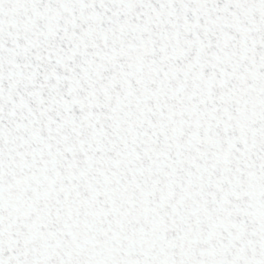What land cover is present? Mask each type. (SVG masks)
<instances>
[{"label": "snow or ice", "instance_id": "obj_1", "mask_svg": "<svg viewBox=\"0 0 264 264\" xmlns=\"http://www.w3.org/2000/svg\"><path fill=\"white\" fill-rule=\"evenodd\" d=\"M0 264H264V0H0Z\"/></svg>", "mask_w": 264, "mask_h": 264}]
</instances>
